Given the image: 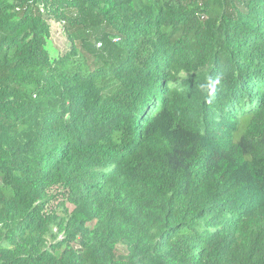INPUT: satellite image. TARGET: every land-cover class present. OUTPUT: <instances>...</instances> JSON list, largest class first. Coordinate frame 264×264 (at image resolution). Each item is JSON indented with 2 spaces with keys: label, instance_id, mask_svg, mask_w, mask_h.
Returning <instances> with one entry per match:
<instances>
[{
  "label": "trees",
  "instance_id": "trees-1",
  "mask_svg": "<svg viewBox=\"0 0 264 264\" xmlns=\"http://www.w3.org/2000/svg\"><path fill=\"white\" fill-rule=\"evenodd\" d=\"M0 264H264V0H0Z\"/></svg>",
  "mask_w": 264,
  "mask_h": 264
},
{
  "label": "rangeland",
  "instance_id": "rangeland-1",
  "mask_svg": "<svg viewBox=\"0 0 264 264\" xmlns=\"http://www.w3.org/2000/svg\"><path fill=\"white\" fill-rule=\"evenodd\" d=\"M54 29V28H53ZM55 32L53 33L52 35V40H51V43H50V52L55 54V50L56 49H61L63 48L65 45H66V41L64 39V37H61L59 35V30H54Z\"/></svg>",
  "mask_w": 264,
  "mask_h": 264
},
{
  "label": "clouds",
  "instance_id": "clouds-1",
  "mask_svg": "<svg viewBox=\"0 0 264 264\" xmlns=\"http://www.w3.org/2000/svg\"><path fill=\"white\" fill-rule=\"evenodd\" d=\"M212 91H214V89Z\"/></svg>",
  "mask_w": 264,
  "mask_h": 264
}]
</instances>
